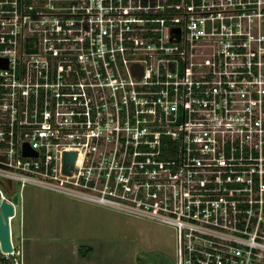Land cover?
<instances>
[{
  "label": "built area",
  "instance_id": "built-area-1",
  "mask_svg": "<svg viewBox=\"0 0 264 264\" xmlns=\"http://www.w3.org/2000/svg\"><path fill=\"white\" fill-rule=\"evenodd\" d=\"M131 178L173 264H264V0H0V201Z\"/></svg>",
  "mask_w": 264,
  "mask_h": 264
},
{
  "label": "rangeland",
  "instance_id": "rangeland-1",
  "mask_svg": "<svg viewBox=\"0 0 264 264\" xmlns=\"http://www.w3.org/2000/svg\"><path fill=\"white\" fill-rule=\"evenodd\" d=\"M134 182L129 179L125 187L112 182L110 196L119 202L113 204L25 185L9 219L14 252L0 251V264H14V259L18 264H77L79 255L84 263L91 248L94 264H173V231L138 214Z\"/></svg>",
  "mask_w": 264,
  "mask_h": 264
},
{
  "label": "water",
  "instance_id": "water-1",
  "mask_svg": "<svg viewBox=\"0 0 264 264\" xmlns=\"http://www.w3.org/2000/svg\"><path fill=\"white\" fill-rule=\"evenodd\" d=\"M178 31V29L176 28ZM177 38V35H174ZM35 37H27L25 46L27 50L35 49ZM132 71L134 73H140L139 66L135 63L132 66ZM24 153H34V150H30L27 146L24 145ZM75 159V151H65L64 153V170L69 172L67 164L73 162ZM17 193H14L11 197L13 202H17ZM14 208L12 204L6 200L0 201V251L8 252L12 250L11 238L9 233V216L14 214Z\"/></svg>",
  "mask_w": 264,
  "mask_h": 264
},
{
  "label": "crops",
  "instance_id": "crops-1",
  "mask_svg": "<svg viewBox=\"0 0 264 264\" xmlns=\"http://www.w3.org/2000/svg\"><path fill=\"white\" fill-rule=\"evenodd\" d=\"M109 243H110V241H108ZM93 252V248H91L90 249V254ZM84 254H86V255H88L89 254V252H88V254L87 253H84ZM90 254L88 255V256H90ZM106 255V252H104V256ZM86 257V262H84V263H82L83 262V260L82 259H84L85 258V256H83L82 258H81V256L79 255L78 256V258H77V264H80V263H82V264H94L95 262L93 261V259L91 258L90 259V257ZM56 259V257H51V260H55ZM46 264H50V263H46ZM51 264H54V263H51ZM56 264H57V261H56Z\"/></svg>",
  "mask_w": 264,
  "mask_h": 264
},
{
  "label": "bare ground",
  "instance_id": "bare-ground-1",
  "mask_svg": "<svg viewBox=\"0 0 264 264\" xmlns=\"http://www.w3.org/2000/svg\"><path fill=\"white\" fill-rule=\"evenodd\" d=\"M9 252V251H8Z\"/></svg>",
  "mask_w": 264,
  "mask_h": 264
}]
</instances>
